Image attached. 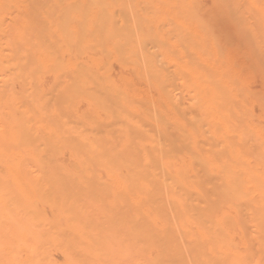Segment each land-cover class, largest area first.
<instances>
[{
	"label": "bare ground",
	"instance_id": "obj_1",
	"mask_svg": "<svg viewBox=\"0 0 264 264\" xmlns=\"http://www.w3.org/2000/svg\"><path fill=\"white\" fill-rule=\"evenodd\" d=\"M209 4L236 55L200 0H0V264H264V0Z\"/></svg>",
	"mask_w": 264,
	"mask_h": 264
},
{
	"label": "rangeland",
	"instance_id": "obj_2",
	"mask_svg": "<svg viewBox=\"0 0 264 264\" xmlns=\"http://www.w3.org/2000/svg\"><path fill=\"white\" fill-rule=\"evenodd\" d=\"M201 2H202V4L206 7V8H208L206 11H205V14H207V15H209V17L208 18H210V20H211V22L210 23H212V24H214V26H215V31H216V33L218 32L219 34H221L222 36L223 35H225L226 36V38H228V44H229V46H231V47H229V48H227V50L229 51V52H232L234 55H236V53L238 52V50L236 49V41H237V33H236V31H232V29L228 26V25H226L222 20L220 21V19L218 20V19H215V17L213 18V15H212V12L211 11H213V9L214 8H212V5H210L209 3H210V0H200ZM210 5V6H209ZM165 20V21H164ZM164 20H159L158 22H157V24H158V26H159V28L162 30V29H164L165 27H167V26H169V25H171L172 24V26H174V23H173V21L171 20V18H166V19H164ZM169 21V22H168ZM212 24H210V26H212L213 27V25ZM228 28V29H227ZM174 29H175V27H174ZM227 29V30H226ZM231 32V33H230ZM229 41H231V42H229ZM233 42V43H232ZM231 44V45H230ZM115 63V62H114ZM256 86H258V84H256Z\"/></svg>",
	"mask_w": 264,
	"mask_h": 264
}]
</instances>
